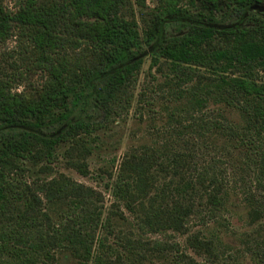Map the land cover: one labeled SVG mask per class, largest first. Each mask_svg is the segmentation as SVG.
Segmentation results:
<instances>
[{"label": "trees", "instance_id": "trees-1", "mask_svg": "<svg viewBox=\"0 0 264 264\" xmlns=\"http://www.w3.org/2000/svg\"><path fill=\"white\" fill-rule=\"evenodd\" d=\"M145 26L132 0H14L12 10L0 0V44L26 39L32 69L46 76L41 86L18 91L0 75V264H171L174 254L186 259L179 247L143 236L187 235L199 203L223 206L222 179L213 167L199 170L177 143L130 151L112 177L113 206L134 223L117 213L103 220L95 190L65 174L36 190L9 177L49 171L63 146L68 167L88 176L96 149L90 139L98 141L97 132L126 107L124 92L148 53L152 68L168 64L187 86L168 108L170 119L210 106L222 117L235 110L242 123L221 127L233 149L245 148L243 131L264 138V0H168ZM50 205L65 208L53 215ZM116 221L131 229L117 236ZM110 236L116 248L107 246ZM187 246L218 260L214 240L195 234Z\"/></svg>", "mask_w": 264, "mask_h": 264}, {"label": "rangeland", "instance_id": "rangeland-1", "mask_svg": "<svg viewBox=\"0 0 264 264\" xmlns=\"http://www.w3.org/2000/svg\"><path fill=\"white\" fill-rule=\"evenodd\" d=\"M167 1L132 0L142 30L146 28L147 21L166 6ZM13 4L14 0H5L9 10L13 9ZM186 6V2L180 3V7ZM148 54L140 72L124 92L126 107L118 109L107 125L104 124L106 127L97 132L98 141L90 139L96 149L87 157L88 176H82L68 167L69 146H63L52 165L44 164L50 166L49 171L39 172V168H35L21 176L13 173L10 179L23 180L36 190L42 180L65 174L95 190L94 202L103 212V220L117 213L125 214L129 222L134 223L124 207L120 210L113 206L115 199L109 190L112 177L116 176L122 160L130 151L140 150L142 146L177 143L186 149L190 157H194L199 170L213 167L225 185L224 204L213 211L206 201L199 203L197 212L190 219L187 235L169 232L143 238L166 246H178L180 254L184 253L186 259L174 254L171 264H192V261L197 264H264V138L243 131L240 136L246 142L245 148L241 151L233 149L222 135L221 127L227 122L242 123L240 114L235 110H228L222 117L217 107L210 106L203 113L170 119L168 112L180 94L179 90L187 86L170 74L168 64L161 63V67L152 68V59ZM32 57V47L26 39L19 41L14 37L0 44V75L11 77L15 90L22 91L25 86L38 87L44 82L45 74L32 69ZM203 76L210 78L211 74L203 72ZM64 208L48 206L53 215ZM255 210L258 217L250 214ZM116 219L120 218L116 216ZM119 223H115L117 228L121 227ZM128 226L129 223H125L116 232L117 236L123 230H130ZM195 234L215 241L218 260L209 262L197 257L187 246V238ZM135 237L138 238L139 233ZM117 241V237L110 236L107 246L116 248ZM112 263L123 264L114 259Z\"/></svg>", "mask_w": 264, "mask_h": 264}]
</instances>
